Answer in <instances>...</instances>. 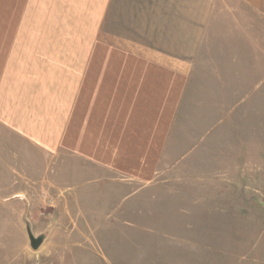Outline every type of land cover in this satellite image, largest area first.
Listing matches in <instances>:
<instances>
[{
    "label": "rangeland",
    "instance_id": "1",
    "mask_svg": "<svg viewBox=\"0 0 264 264\" xmlns=\"http://www.w3.org/2000/svg\"><path fill=\"white\" fill-rule=\"evenodd\" d=\"M29 6L43 26L27 36V62H83L108 43L185 60L195 78L150 181L74 180L60 152L34 183L33 165L17 158L27 149L0 145V187L26 216L27 264H264V17L239 0Z\"/></svg>",
    "mask_w": 264,
    "mask_h": 264
},
{
    "label": "crops",
    "instance_id": "2",
    "mask_svg": "<svg viewBox=\"0 0 264 264\" xmlns=\"http://www.w3.org/2000/svg\"><path fill=\"white\" fill-rule=\"evenodd\" d=\"M239 1L264 17V0ZM42 2L0 0V128L10 136L0 145L27 149L17 158L33 165L34 183L44 163L58 167L60 152L74 180L99 172L150 181L171 155L192 69L108 43L83 62H27V36L43 26V12L29 4ZM27 242L26 216L0 187V264H27Z\"/></svg>",
    "mask_w": 264,
    "mask_h": 264
}]
</instances>
